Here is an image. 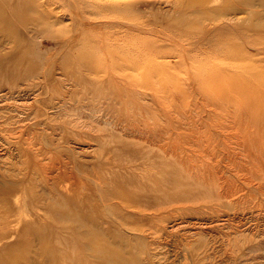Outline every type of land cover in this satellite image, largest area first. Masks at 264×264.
<instances>
[{
    "label": "rangeland",
    "instance_id": "rangeland-1",
    "mask_svg": "<svg viewBox=\"0 0 264 264\" xmlns=\"http://www.w3.org/2000/svg\"><path fill=\"white\" fill-rule=\"evenodd\" d=\"M95 1L0 0V264H193L184 239L212 234L196 219L227 208L222 185L192 184L200 160H242L241 137L264 129V0H117L118 13ZM227 19L244 42L220 30ZM195 135L210 141L200 149ZM173 145L180 162L159 159ZM101 179L156 202L122 208L96 194ZM261 239L253 264H264Z\"/></svg>",
    "mask_w": 264,
    "mask_h": 264
},
{
    "label": "bare ground",
    "instance_id": "bare-ground-1",
    "mask_svg": "<svg viewBox=\"0 0 264 264\" xmlns=\"http://www.w3.org/2000/svg\"><path fill=\"white\" fill-rule=\"evenodd\" d=\"M116 2H117V0H96L93 5H94L95 8H97L99 10L107 11V12H110V13H118V12H120L121 9L116 6ZM211 2H213V3L214 2H218V0H211ZM220 4H221V2H220ZM74 6H75V4H74ZM76 15H78V14H76ZM78 19H82V18L79 17ZM221 19H224V18H221ZM79 21H80V23H82L83 20L82 21L79 20ZM228 21H230V19H227L226 22L223 21L221 24L218 23L220 30H223V31L226 30V32H227L226 34H228L227 36H230V38H232V40L234 42H235L236 39H237L236 43H238V41L244 42L243 39H245V38H243L242 32L238 28L234 27L235 33H229L230 25H228V23H227ZM208 26H211V24L208 25ZM215 26H216V24H215ZM75 30H77V29H75ZM75 30H73V31H75ZM217 32H220V31H217ZM215 34H216V32H215ZM226 34H224L222 36V38L224 36H226ZM210 37H212V36H210ZM220 38H219V40H220ZM230 43H232V42H230ZM260 48H263V47H259L258 49H260ZM220 49L221 50H224V49L228 50V48H225V47H221ZM133 57H135V56H133ZM227 57H228V55H227ZM128 69L129 70L133 69L135 71L134 67H128ZM156 71H158V70H153L152 72H150L149 73V77H151V78L156 77ZM247 72L250 73L251 71L249 72V70H248ZM43 75H44V73H43ZM129 77H130V74H128L127 72L124 73V75H122V78H124L125 80L127 78H129ZM102 78L103 79H107L105 73H104V75H102ZM143 82H147V81H143ZM123 88H124V86L121 87V89H123ZM248 88H250V91H253V92H256V93L260 91L254 85H248ZM261 91H262L261 93L264 94V89L263 88H261ZM46 92H47V90H46ZM122 92L123 91H121L120 94H122ZM158 92L160 93L159 90H158ZM120 96H122V95H120ZM123 97H126V95H124ZM143 98H145V96ZM146 104H147V102H146ZM153 106H154V103L152 104V108H153ZM150 108H151V106H149V105H145L143 107L144 111H148ZM37 120H39V119H37ZM243 123L247 124V120L244 119ZM153 132H154V134H152V136L155 137V138H159L160 135H159L158 131L154 130ZM255 132H257V133H255L253 135H243L241 137V140L248 144L246 146V148L244 149V152H243L244 154H242V156H244V158L242 160L234 159L233 157H229V156L228 157L225 156L226 158L225 157L221 158V157H216V156L214 157L212 153L210 154V156L209 155L206 156V157H208V160L204 159V158H203L204 161L200 160L199 166H197V168H198V176L196 174V177L193 178L192 184L194 186H196L197 188L201 189V190L202 189L211 190V189H214V188L219 187L220 185H222L223 189L226 188L225 189L226 192H224L222 194L223 191H220L221 193L217 194L216 201L219 202L223 198H226L227 199V208H226V211H218V210L216 211L217 206H219V204H220V203H217V204H215V207H208V209H206V210H210V213L208 212L206 214L204 212V215L199 216V218L196 219L197 221H201V222H197V225H200V226L201 225L202 226L206 225V227H208L207 229L209 230V233H212L211 236H210L211 239H207V241L204 239L205 241L203 240V242H201L200 238L197 237V238H199L198 242L200 241L199 242V246H195L194 243H196V242H194V243H192V242L194 240L193 239L194 236L196 238V236H199V234H201V233H196V232L192 233L191 236L189 235L190 238H189L188 241L184 239L183 251H185V260H187L188 256L190 258L192 256V258H193L192 260L194 261V262H192L193 264H250V263L253 264L252 262L255 259L254 255L257 252L258 247L260 248L259 244H260V242L262 240L261 238L264 236V232L262 230L260 231V228L264 227V143L262 142L263 137H264V129H260L259 131L256 130ZM120 135H121V133H120ZM216 136L217 135L213 134L211 137H208V139L214 140L213 142L212 141L209 142L208 148H207L208 150H210L211 148H213V149L216 148V150H218L219 147H221V146H219L217 141L215 142ZM230 136H233V135H230ZM230 136H228V137H230ZM235 138H237V135H236ZM156 140H158V139H156ZM156 140H155V142H156ZM189 140H192L191 142H193L195 144V146H197L198 142H200V141H202V142L210 141V140H203L200 137H196V135L193 136L192 139L191 138L188 139V141ZM157 143H156V145H157ZM172 144H174V145L177 144L175 139L172 141ZM190 144L191 143H189V145ZM150 145L151 144H149V146ZM174 145L170 147V150H166V149H163V147L160 148L158 146L160 148L158 151L161 154V156H159V159H163V160H168V161H171V162L179 163L180 160L178 159L179 156L177 157V153H176L177 150L176 149H172L174 147ZM198 145H201V142ZM254 146H256L257 148L254 147ZM197 147L202 149L199 146H197ZM54 148H55V146H54ZM221 151L224 152V150H221ZM238 152H239V150H238ZM48 153H50V152H48ZM201 153H204V152H201ZM225 153H226V151H225ZM141 154H142V152H141ZM138 155L140 156L139 153H138ZM233 155H235V154H233ZM180 165H181V163H180ZM153 166H154V164H153ZM129 169L131 171H136V169L132 168V167L126 168L127 171H130ZM193 169H194V167H193ZM40 171H42V170H40ZM148 171H149V169H148ZM148 171H147V173H148ZM150 172H152V171H150ZM131 176H132L131 177L132 180H129L130 182L131 181H136L138 179L139 180L142 179V177L140 178L139 176H136V175H134L132 173H131ZM188 176L191 178V175L188 174ZM194 179H196V180H194ZM46 181H44V184H45V186H48ZM100 181H101L100 184L95 185L96 194L98 193L100 197L102 196L104 199L108 198L111 201H113L112 199H115V198L125 199V201H121V204L118 202V206H121L122 208H124V207L130 208V207H133L134 205L138 204V202H140L142 200L143 201H147L148 199H150V198L144 197L145 199H147V200H145L144 198H141L140 196H138L135 193L128 192L127 190L122 188L125 184L119 185L120 187H119V191L117 193H112L109 190H104L105 182L102 181V179ZM57 187H58L57 184H55V183L52 184V189L53 190L56 191ZM162 191L164 192V190H162ZM235 191H236V193L239 192L241 194L239 196L237 194V198H234L235 200L234 199L233 200L229 199V201H228V197H230V195H232L231 193H234ZM202 194H203V192H202ZM228 194H230V195L227 196ZM232 196L230 198H232ZM150 200L151 201L148 200V202H150V203L153 202V201H154L153 203L156 202L155 199H150ZM241 201H244L248 205H247L246 209L245 208H244V210L241 209L242 210V212H241L242 215H241V217L237 218V217H235L237 214L235 212H233V211L236 210L234 208L237 207L236 206L237 203L241 202ZM241 204L242 203H240V205ZM105 206H107V209L109 208L110 210L112 208V206H110L108 204L105 205ZM241 207H242V205H241ZM238 211H236V212H238ZM107 212H109V211H107ZM239 214L240 213H238V215ZM109 215H111V214H109ZM184 218H185V216L179 217L178 222L175 224V229L179 230V229H182L183 227H185L184 224H186V223L184 222ZM250 225H251V228L248 230V228H249L248 226H250ZM129 230L135 231L137 234L138 233L141 234L143 232V229L141 230V228L138 227V226H135L134 228L129 229ZM192 232H193V230H192ZM143 234L144 233H142L141 235H143ZM207 237H208V235H207ZM261 244H262V242H261ZM216 249H217L218 252H220V253L222 252L220 254L221 256H218V253H217ZM222 255H223V257H222ZM256 257H257V255H256ZM190 258H188V259L190 260ZM189 260H187V262ZM256 261H258V260H256ZM1 262H4V261H3L2 257L0 256V263ZM186 264H189V263H186Z\"/></svg>",
    "mask_w": 264,
    "mask_h": 264
}]
</instances>
